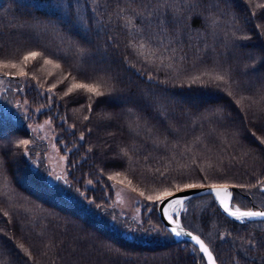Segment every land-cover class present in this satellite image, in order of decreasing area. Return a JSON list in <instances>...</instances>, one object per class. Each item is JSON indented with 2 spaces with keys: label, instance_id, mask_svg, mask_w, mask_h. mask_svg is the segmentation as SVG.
Segmentation results:
<instances>
[{
  "label": "trees",
  "instance_id": "16d2710c",
  "mask_svg": "<svg viewBox=\"0 0 264 264\" xmlns=\"http://www.w3.org/2000/svg\"><path fill=\"white\" fill-rule=\"evenodd\" d=\"M257 3L264 0H233L237 20L213 27L214 0H199L195 12L184 0H0V264H205L192 244L173 241L139 192L264 180L257 139L264 137V117L236 103L264 88V63L252 68L249 59L264 54V28L256 27L264 25V9ZM233 24L253 39L233 40ZM29 51L43 55L24 67ZM221 71L235 97L206 77L193 82ZM108 77L116 91L93 98L91 113L87 94L64 95L74 82ZM42 120L65 156L66 176L53 184L46 180L45 146L27 127ZM113 184L140 197V222L129 237L125 224L108 222L116 217ZM232 189L235 207L264 210L258 188ZM186 207L182 226L204 240L216 264H245V256L248 264H264V250L248 251L247 243L264 238V222L231 221L210 195Z\"/></svg>",
  "mask_w": 264,
  "mask_h": 264
},
{
  "label": "snow or ice",
  "instance_id": "6c2138e0",
  "mask_svg": "<svg viewBox=\"0 0 264 264\" xmlns=\"http://www.w3.org/2000/svg\"><path fill=\"white\" fill-rule=\"evenodd\" d=\"M171 2V0H166V3ZM184 3L190 4L191 7L188 8V11L195 12L196 7L199 6V0H184ZM213 7L217 9L216 18L212 20V26L215 27L218 25L219 21L228 17L232 21H236L237 18L234 13L230 10L233 8V0H214ZM257 8L264 9V3H257ZM172 12L175 15L180 14L179 9H172ZM167 12H165V17H167ZM255 15V13H253ZM130 23V22H129ZM233 27L232 31V39L238 42L244 41H251L253 36L248 34L246 30L241 31L235 25H230ZM257 29L264 28V25H257ZM261 36H264V31L260 32ZM239 47H244L243 43L237 44ZM144 48L145 45L143 43L139 44L138 51H140L141 55H144ZM81 51H83L81 49ZM42 53L40 51H29L27 54L23 55L22 63L24 67H27V62L35 61L37 58L42 57ZM155 55V53H152ZM249 59L252 61V68H256L258 63H264V54H262V59L257 61L253 55H249ZM147 62V60H146ZM45 64H52L55 68H59L60 64L53 63L51 59L44 58ZM163 64V61H161ZM4 68H18V63H4ZM171 67V65H168ZM5 78H12L15 77L10 76L9 73L5 72L3 74ZM26 75L23 68H20L19 76L24 77ZM207 78V82L209 85H215L216 87L220 88H227V94L229 96L235 97L237 93L232 89L233 81L231 77L226 72H213V73H205L201 76H197L193 78V82H197L200 79ZM73 80H77V77L73 76ZM67 79V77H65ZM149 80H152L153 77L151 75L148 76ZM63 82V81H61ZM3 81L0 80V84ZM56 87L55 84L52 85L48 89L49 92H52L53 89ZM75 91H79L82 93L87 94L89 98V106L88 112H92V99L98 98L104 95H112L116 91V86L114 81L111 77L108 78H100L94 82H74L71 84L70 87L67 88V91L64 92V95L67 96L70 93ZM236 103L242 108L243 111L252 112L253 115L259 113L262 117H264V88H261L257 91L255 96H240L239 99L236 100ZM215 114V113H214ZM219 115L223 117V110H219ZM110 118V117H109ZM89 116L85 115L84 120H88ZM46 123H48L46 121ZM252 135H256L255 132ZM80 139L83 140L84 136L81 135ZM261 145H264V137H257ZM29 141L21 140L20 145L27 146ZM19 146V145H18ZM91 151V149H89ZM27 154V153H25ZM115 177L109 176V179H114ZM57 179H61V177L57 176ZM66 179V178H65ZM91 183V181H89ZM131 184V181H128ZM207 188L210 194L215 198V202L218 204L219 208L223 210V213H226L228 217L232 218L236 222H239L242 225H245L246 222L250 221H259L264 222V210H241L239 207H235L234 204V193L229 191V188H240L243 190H250L251 188H258L261 193H264V180H259L256 184L252 185H227V184H204V183H174L169 187L163 188V190L157 191L152 195H146L145 192H139V195L142 198H145L149 202L153 203L156 207L155 210L160 211L162 216L168 221L171 227L168 229L174 236L181 237L186 236L190 237L191 242L198 246L200 253H202V258L206 260L207 264H216V258L214 257L212 251L210 250L209 246L202 240L198 235H194L192 232L185 231L184 227L181 223V212H186V201L191 200V196L186 194L188 189H196V188ZM136 191V189H132ZM184 193V195H181ZM153 209H148V211H152ZM230 235V233H229ZM221 239H224L221 236ZM249 244L248 251H251L254 248L259 247L261 250H264V238L257 240L255 238L250 237L247 241ZM241 259L245 260V264H248V258L241 257Z\"/></svg>",
  "mask_w": 264,
  "mask_h": 264
},
{
  "label": "rangeland",
  "instance_id": "374dc122",
  "mask_svg": "<svg viewBox=\"0 0 264 264\" xmlns=\"http://www.w3.org/2000/svg\"><path fill=\"white\" fill-rule=\"evenodd\" d=\"M27 127L30 129L36 143L45 146L44 160L48 169L46 180L53 184L58 180L57 176L64 178L67 173L65 156L60 153L54 143L51 124L49 122L46 123V120H42L40 122H31ZM112 188L113 209L116 217L111 216L108 222L115 225L125 224L126 227L121 230L125 236L129 237L132 235V229H136L140 222V197L135 192L120 184H113ZM119 217L122 218L120 219ZM129 222L130 225L127 226Z\"/></svg>",
  "mask_w": 264,
  "mask_h": 264
},
{
  "label": "water",
  "instance_id": "95a60500",
  "mask_svg": "<svg viewBox=\"0 0 264 264\" xmlns=\"http://www.w3.org/2000/svg\"><path fill=\"white\" fill-rule=\"evenodd\" d=\"M229 191H235V189L229 188ZM188 195L191 196L192 198L195 197H199V196H204V195H210L216 205V207L218 208L219 212L224 215L227 219L236 222L235 220H233L232 218L228 217L226 213H223V210L219 208L218 204L215 202V198L210 194L209 190L205 187V188H196V189H188L187 193ZM181 195H184V193H182ZM241 210H261V209H243L241 208ZM157 212V216L160 220V222L162 223V225L165 227V229L168 231V229L171 227V225L168 223V221L162 216V214L160 213V211L156 210ZM185 229V228H184ZM185 231H188L187 229H185ZM169 234L171 235L172 239L174 242H189L190 244H192L198 251V254L200 256H202V253H200L198 246L194 245L191 240L190 237H186V236H181V237H176L174 236L170 231H168ZM190 232V231H189ZM194 234V233H193ZM196 235V234H194ZM205 264H207L206 260L204 259Z\"/></svg>",
  "mask_w": 264,
  "mask_h": 264
},
{
  "label": "bare ground",
  "instance_id": "6f19581e",
  "mask_svg": "<svg viewBox=\"0 0 264 264\" xmlns=\"http://www.w3.org/2000/svg\"><path fill=\"white\" fill-rule=\"evenodd\" d=\"M202 257V256H201Z\"/></svg>",
  "mask_w": 264,
  "mask_h": 264
}]
</instances>
